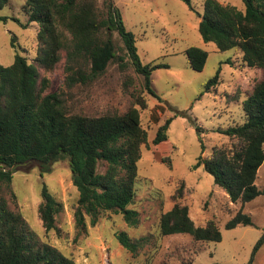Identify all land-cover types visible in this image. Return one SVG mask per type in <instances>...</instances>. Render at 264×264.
<instances>
[{"label":"trees","instance_id":"1","mask_svg":"<svg viewBox=\"0 0 264 264\" xmlns=\"http://www.w3.org/2000/svg\"><path fill=\"white\" fill-rule=\"evenodd\" d=\"M182 1L193 9L191 0ZM8 2L0 0V8ZM242 2L244 9L240 10L218 0H204L203 12H197L198 32L204 41L213 42L220 51L237 48L243 62L260 69L262 75L245 91L241 104L243 122L219 129L232 139L231 143L214 145L208 157L197 158L195 167L202 164L231 201L243 204L263 193L255 180L264 161V0ZM23 9L28 21L37 24L36 55L29 62L25 55L16 52L10 65H0V184L9 188L15 163L35 159L41 171L49 172L54 162L64 159L78 192L73 204L77 227L85 229L86 218L91 226L96 225L108 211L120 213L127 223L135 225L137 213L128 206L136 196L134 183L140 147L148 139L140 117L147 99L133 95V104L124 112L96 115L71 112L62 92L46 91L49 80L41 76V70H52L64 51L67 87L88 84L115 64L121 72L131 67L142 77L145 92L158 97L152 88L151 73L165 65L141 61L135 36L126 28L114 0H102L101 6L97 0H25ZM6 19L7 16L0 15V21ZM115 34L120 43L114 40ZM185 55L195 70L203 68L208 56L198 46L188 47ZM170 121L167 118L157 127L153 144L167 140ZM101 161L105 164L102 173L98 172ZM39 196L38 214L44 230L58 231L56 216L63 208L62 202L45 184ZM238 224L254 223L239 210L225 227ZM158 231L161 236L188 234L196 241L221 239L214 220L195 225L187 205L179 202L160 214ZM115 237L129 251L135 252L140 246L126 231H117ZM263 243L264 227L245 264H253ZM0 264H75V261L55 246L39 241L21 212L11 209L0 196Z\"/></svg>","mask_w":264,"mask_h":264},{"label":"rangeland","instance_id":"2","mask_svg":"<svg viewBox=\"0 0 264 264\" xmlns=\"http://www.w3.org/2000/svg\"><path fill=\"white\" fill-rule=\"evenodd\" d=\"M203 1L191 0L192 9L182 0H114L126 28L135 36L141 61L165 65L151 73L152 88L158 97L145 92L142 77L131 67L121 72L115 64L88 84L67 87L64 51L52 70H41V76L49 80L46 91L62 92L71 112H124L133 104V95L147 99L140 117L148 139L140 147L136 196L128 206L137 213L135 225L127 223L120 213L108 211L96 225L91 226L86 218L85 229L77 227L73 204L78 192L64 159L54 162L49 172L41 171L36 160L28 161L12 172L9 188L0 184V196L11 209L21 212L36 238L72 257L75 264H245L263 232L264 161L255 180L263 193L243 204L231 201L202 164L195 167L197 158L208 157L214 145L231 143L232 139L219 129L243 122L241 104L245 91L262 75L260 69L243 62L237 48L220 51L213 42L201 38L197 12H203ZM218 1L244 9L242 0ZM24 4L25 0H9L0 8V15L7 16L0 21V65H10L16 52L25 55L29 62L36 55L37 24L28 21ZM97 5L101 6L102 0H97ZM114 40L120 43L116 34ZM190 46L207 51L201 70L189 66L185 50ZM210 80L213 81L206 88ZM167 118L171 120L167 140L153 144L157 127ZM104 169L101 161L98 172ZM43 184L63 204L56 216L58 231H45L39 218ZM175 202L187 205L195 225L214 220L221 239L196 241L183 233L161 236L159 216ZM239 210L248 214L254 224L226 228L225 223ZM120 230L140 243L135 252L117 241L115 233ZM253 264H264V243Z\"/></svg>","mask_w":264,"mask_h":264},{"label":"water","instance_id":"3","mask_svg":"<svg viewBox=\"0 0 264 264\" xmlns=\"http://www.w3.org/2000/svg\"><path fill=\"white\" fill-rule=\"evenodd\" d=\"M31 160L34 161L35 159H28V160L23 161V162L15 163V164L12 166L11 171L14 172V171L16 170V167H17V166L23 165V164H25V163H27L28 161H31Z\"/></svg>","mask_w":264,"mask_h":264}]
</instances>
